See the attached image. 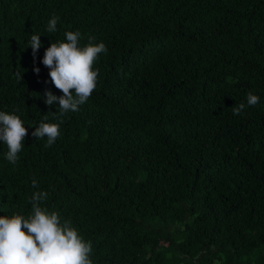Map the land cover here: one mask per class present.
I'll return each instance as SVG.
<instances>
[{"label":"trees","instance_id":"obj_1","mask_svg":"<svg viewBox=\"0 0 264 264\" xmlns=\"http://www.w3.org/2000/svg\"><path fill=\"white\" fill-rule=\"evenodd\" d=\"M67 31L107 51L61 123L42 59ZM0 111L28 130L16 164L0 142V216L45 191L92 264H264V0H0ZM45 116L48 147L32 136Z\"/></svg>","mask_w":264,"mask_h":264},{"label":"clouds","instance_id":"obj_2","mask_svg":"<svg viewBox=\"0 0 264 264\" xmlns=\"http://www.w3.org/2000/svg\"><path fill=\"white\" fill-rule=\"evenodd\" d=\"M58 18L53 15L48 21L46 31H57ZM79 31H67L66 41L51 42L44 51L42 63L49 71V77L55 88L63 95L57 97L51 91L45 92V104L53 105L58 101V113L53 115L62 123L63 116L69 111H78V106L88 101L96 88L98 69L94 64L98 56L106 53L103 42L88 43L79 46ZM28 45L33 57L41 47L40 35L31 34ZM40 69L34 68L35 73ZM22 80V75L18 74ZM247 104L255 106L259 97L247 93ZM244 103L233 107V115H240ZM47 116L35 127L32 136L37 139L47 138L46 147L55 143L60 136V124L50 123ZM28 130L16 114L0 111V142L7 147L6 159L11 164L18 162V154L24 147ZM32 186L37 187L35 179ZM48 193L36 191L31 196L32 212L27 217L20 214L0 216V264H92L91 242H86L72 226L70 220L61 222L56 211H48L41 206Z\"/></svg>","mask_w":264,"mask_h":264},{"label":"water","instance_id":"obj_3","mask_svg":"<svg viewBox=\"0 0 264 264\" xmlns=\"http://www.w3.org/2000/svg\"><path fill=\"white\" fill-rule=\"evenodd\" d=\"M34 83H35V81H32V82L30 83V86H32Z\"/></svg>","mask_w":264,"mask_h":264}]
</instances>
